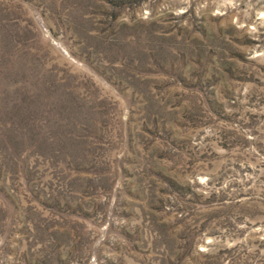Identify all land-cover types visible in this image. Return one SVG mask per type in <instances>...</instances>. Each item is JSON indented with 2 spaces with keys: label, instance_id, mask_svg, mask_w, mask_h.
Wrapping results in <instances>:
<instances>
[{
  "label": "rangeland",
  "instance_id": "1",
  "mask_svg": "<svg viewBox=\"0 0 264 264\" xmlns=\"http://www.w3.org/2000/svg\"><path fill=\"white\" fill-rule=\"evenodd\" d=\"M0 264H264V0H0Z\"/></svg>",
  "mask_w": 264,
  "mask_h": 264
}]
</instances>
